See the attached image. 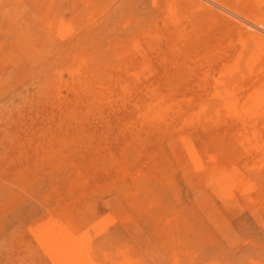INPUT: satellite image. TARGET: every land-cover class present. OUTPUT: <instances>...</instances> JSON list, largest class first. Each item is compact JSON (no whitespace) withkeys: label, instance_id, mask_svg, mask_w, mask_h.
I'll list each match as a JSON object with an SVG mask.
<instances>
[{"label":"rangeland","instance_id":"374dc122","mask_svg":"<svg viewBox=\"0 0 264 264\" xmlns=\"http://www.w3.org/2000/svg\"><path fill=\"white\" fill-rule=\"evenodd\" d=\"M252 22L264 0H0V264H264Z\"/></svg>","mask_w":264,"mask_h":264},{"label":"bare ground","instance_id":"6f19581e","mask_svg":"<svg viewBox=\"0 0 264 264\" xmlns=\"http://www.w3.org/2000/svg\"><path fill=\"white\" fill-rule=\"evenodd\" d=\"M249 22V20H248ZM251 23V22H250ZM253 25L255 24L256 26H261L263 29H264V25L262 23H254L252 22ZM254 25V26H255ZM249 26V25H248ZM254 30V29H253ZM257 31V30H256ZM260 32V31H259ZM247 33V32H246ZM247 40H250L251 42H254V43H259V44H264V38L263 37H260L258 36V34H254V33H248V37H247ZM40 223V222H39Z\"/></svg>","mask_w":264,"mask_h":264}]
</instances>
